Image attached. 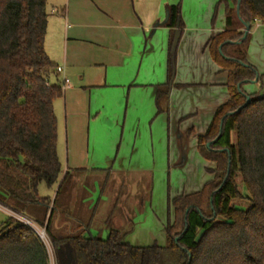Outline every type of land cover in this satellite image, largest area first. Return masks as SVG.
Instances as JSON below:
<instances>
[{
    "label": "trees",
    "instance_id": "1",
    "mask_svg": "<svg viewBox=\"0 0 264 264\" xmlns=\"http://www.w3.org/2000/svg\"><path fill=\"white\" fill-rule=\"evenodd\" d=\"M222 3L226 29L208 47L228 73L230 98L205 133L190 130L200 154L216 163L209 170L214 177L199 191L169 197L173 216L165 226V244L143 247L124 241L125 231L113 229L102 239L58 225V197L70 173L61 180L54 103L64 90L51 81L59 72L45 49L48 0H0V202L25 215L35 205L44 207L39 224L51 239L57 264H264V95L243 89L262 77L247 52L253 25L264 24V0L241 1V16L251 25L244 40L237 0H220L214 16ZM167 10L163 26H178L182 34L181 5ZM177 47L170 48L169 77L158 88L157 100L174 83ZM247 96L250 103L237 111ZM238 179L248 192L247 209L232 205L233 199L243 198ZM42 183L58 185L54 198L39 194ZM0 264L50 262L40 237L8 217L0 227Z\"/></svg>",
    "mask_w": 264,
    "mask_h": 264
},
{
    "label": "crops",
    "instance_id": "2",
    "mask_svg": "<svg viewBox=\"0 0 264 264\" xmlns=\"http://www.w3.org/2000/svg\"><path fill=\"white\" fill-rule=\"evenodd\" d=\"M219 1L48 0L52 9L48 16L45 49L56 68L63 67V71L57 76L61 74V79L69 80V86L63 89L64 95L60 98L64 104L67 144L66 164L62 163L61 180L66 171L71 175L79 171L125 173L132 170L156 169L157 159L152 158L151 167H143L132 156L129 157L122 151V144L114 153H104L107 168L100 165L95 153L90 156L91 121H98L104 110L101 104H95L97 93L103 91L101 95L104 97L105 91L116 88H121L122 96L125 97V113L123 122L121 123V119L116 117L114 124L121 125L123 130L128 121L127 117L137 115L140 106L146 108L150 116L151 136L154 135V123L163 119L164 129L161 140H165L168 171L174 167L190 168L194 163H200V156L205 159L198 150L197 141L193 146L192 143L197 138L190 133V130H194L197 134L205 133L216 110L230 98L227 87L228 73L213 60L208 47L210 40L226 29V14L222 16V25L212 28L210 33H206L209 31L200 25H196L197 29L194 31V28L187 23L190 18H183L184 27L181 46L176 54L174 83L168 95L159 100H157L158 88L165 85L169 77L168 58L175 28L162 24L155 30L154 28L157 23L162 22L160 21L162 12L167 10L169 5L180 4L182 11L191 8L203 10L204 22H208L210 12L214 11ZM219 10L224 12L225 7L223 9V6L219 5ZM159 28L165 29L169 37L166 43H161L167 56L165 64H160L158 69L157 64L154 66L153 60L149 59H152V55L156 52L152 35ZM149 33L151 34L148 37ZM254 35V32L251 33L247 59L256 67L251 62L250 44L254 40ZM145 61L146 66L143 67ZM77 74L79 78H76ZM262 86L257 79L255 82H249L244 90L248 94L257 93L261 96L264 95V91L259 90ZM56 103L54 108L57 116ZM140 118L141 116L138 117ZM135 134L136 137L138 134L141 135L138 131ZM209 164L206 166L208 171L216 168L215 162L209 161ZM209 173L205 183L214 177V174L210 171ZM205 183L198 186L202 188ZM57 187L58 185L54 187L55 195ZM71 187L76 186L72 184ZM68 192L59 205L61 213L58 220L62 219V225L73 232H81L86 237L93 236L90 227L84 228L77 219L80 217L77 214L73 216L77 195L74 190ZM103 194L104 191H101V196ZM118 196L114 204L119 203ZM88 197L85 199L87 200ZM85 203H87L86 208L93 212L94 208L88 205V202ZM63 208L70 213H66ZM95 217V214H91L90 221ZM110 219L111 213L106 222H110ZM106 229L107 237L113 229L127 232L124 241L129 242L127 237L133 231L134 224L128 229L124 227H106Z\"/></svg>",
    "mask_w": 264,
    "mask_h": 264
},
{
    "label": "rangeland",
    "instance_id": "3",
    "mask_svg": "<svg viewBox=\"0 0 264 264\" xmlns=\"http://www.w3.org/2000/svg\"><path fill=\"white\" fill-rule=\"evenodd\" d=\"M220 5L223 6V9L224 7L226 8L225 3ZM51 9V3L49 2L47 6L48 13L51 12ZM215 9L213 12H210L208 22H204L205 14L203 10H194L191 8L182 11V6L181 17L182 20L185 17L190 18L187 23L194 28V31L197 29L195 26L200 25L209 31L206 33H210L212 28H218L223 23L222 16L225 10L223 12L218 7L217 14L214 16ZM166 12V9L162 12V19L160 21H164ZM199 13L201 14L199 15ZM213 17L215 18L213 19ZM192 21L194 24H192ZM253 32L255 34L253 36L254 40L250 44L251 62L256 65L259 74L262 76L260 80L262 86V82H264V24L255 23L251 29L252 34ZM150 34H148V37ZM152 36L154 40L153 44L156 45V52L152 55L153 58L149 60H153L154 66L157 64L159 69L160 64H165L167 56L165 51H163L164 46H161V43L167 42L169 34L165 29L159 28ZM181 38L182 36L178 43L177 54L181 46ZM145 66L146 61L143 67ZM76 78H79L78 74ZM51 81H57L63 86L61 74L58 76L52 74ZM248 84L249 82L245 83L243 89ZM259 90L263 92L264 85ZM101 93H97V101L95 104H101L104 110L98 121H91L90 156L95 153L100 165L107 168L106 154L114 153L119 145L122 144V151L127 153L129 157L132 156L143 167H151L153 164L151 161L152 158L157 159L156 169L151 171L140 170L144 172L132 170L125 173L119 171L112 173L108 171L73 172L66 179L61 189L58 197V205L62 204L61 201L69 193L68 191L74 190L77 198L73 216L77 214L80 217L77 218L79 219V223L84 228H88L89 226L93 236L105 238L107 237L106 227H124L128 229V227L134 224L133 231L127 237L132 245L143 247L150 246L154 243L164 245L166 241L165 226L168 218L173 216L172 209H169V197L173 198L179 194L200 189L201 186L198 185L205 183L210 175L206 167L210 165L209 161L200 156V163H194L190 168L182 169L180 167H174L171 171H168L165 140H161L164 129L162 126L163 119H159L154 123V135L151 136L149 132L150 116L146 108L140 106V112L137 115L127 117L128 121L125 130H123L121 125L114 124L116 117L121 119V123L124 120L125 97L122 96L121 88L105 91L103 93L104 97H102ZM55 102H57L58 151L61 161L65 165L67 144L64 104L60 98ZM139 116H141L140 119H138ZM136 131L141 135L139 136L138 134L136 137ZM196 141L192 143L193 146H195ZM238 182L240 183L243 198L233 199L232 205L247 209L250 205V202L246 198L248 192L242 184L241 179H238ZM72 184H75L76 187H71ZM38 191L41 196L50 195L53 198L55 195L54 187L49 188L44 183L39 185ZM101 191H104L103 196H101ZM117 196L119 203L114 204L113 202ZM85 197H88L87 200ZM85 202H88V205L94 208L93 212L86 208L87 203ZM63 210L66 212L65 208ZM66 213H70V211L67 210ZM109 213H111V219L110 222H106ZM26 214L39 223L44 218L45 209L41 205H35L28 209ZM91 214L96 215L93 221L89 219ZM8 217L9 215L0 211V227ZM57 223L63 226L62 219ZM47 250L50 264H53V250L51 248Z\"/></svg>",
    "mask_w": 264,
    "mask_h": 264
},
{
    "label": "built area",
    "instance_id": "4",
    "mask_svg": "<svg viewBox=\"0 0 264 264\" xmlns=\"http://www.w3.org/2000/svg\"><path fill=\"white\" fill-rule=\"evenodd\" d=\"M57 71L62 72L63 67L59 66L57 68ZM67 86H69V80L67 78H64L62 88L64 89ZM0 211L6 213L13 220L22 223L23 225L27 226L32 231H34L40 237V239L43 241V243L45 244L47 249L51 248L53 250V255H54L53 264H57L56 256H55V252L53 249L51 239L48 236L44 226L40 225L39 223H37L36 221L31 219L29 216L23 214L22 212H19L17 210L12 209L8 205L4 204L3 202H0Z\"/></svg>",
    "mask_w": 264,
    "mask_h": 264
},
{
    "label": "water",
    "instance_id": "5",
    "mask_svg": "<svg viewBox=\"0 0 264 264\" xmlns=\"http://www.w3.org/2000/svg\"><path fill=\"white\" fill-rule=\"evenodd\" d=\"M241 1H242V0H237L236 12H237V15H238L240 21L243 23V25H244V27H245L244 35H243V38H242V39L244 40V39L247 37V35H248L249 31H250V27H251V25H250V22H249V21L244 20V19L242 18V16H241V13H240V4H241ZM168 19H169V11L167 10V12H166V17H165L164 21H162L161 23H157L156 26H155V28H154V30H155L160 24L163 25L164 23H166V22L168 21ZM180 37H181V32H180V30H179V27L177 26V27H176V30H175V36H174L173 44H172V50H175L176 47L178 46V43H179V41H180ZM238 43H241V41H239ZM221 48H222V46L220 47V51H221ZM255 81H257V79H255V80H253V81H251V82H255ZM250 101H251V98H250L249 96H247L245 104H244L243 106H241L237 111H239L242 107L248 105V104L250 103ZM232 113H233V112H232ZM223 121H224V118L222 119V122H221V128H222V125H223ZM210 143H211V142H209V143L207 144V146H210Z\"/></svg>",
    "mask_w": 264,
    "mask_h": 264
}]
</instances>
